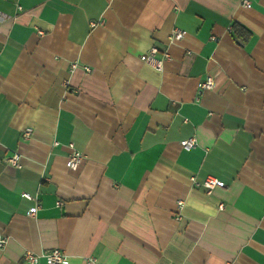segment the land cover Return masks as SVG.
Masks as SVG:
<instances>
[{
	"label": "crops",
	"instance_id": "1",
	"mask_svg": "<svg viewBox=\"0 0 264 264\" xmlns=\"http://www.w3.org/2000/svg\"><path fill=\"white\" fill-rule=\"evenodd\" d=\"M242 1L0 0V264H264V0Z\"/></svg>",
	"mask_w": 264,
	"mask_h": 264
},
{
	"label": "built area",
	"instance_id": "2",
	"mask_svg": "<svg viewBox=\"0 0 264 264\" xmlns=\"http://www.w3.org/2000/svg\"><path fill=\"white\" fill-rule=\"evenodd\" d=\"M247 3H248L247 0L242 1L243 5H247ZM183 35H184V32L182 30H180L179 28H174L171 32L170 39L179 40L183 37ZM157 53H158L157 48L155 46H151L139 56V59L142 62L154 68L155 70L160 71L162 70L163 61L169 57V54L167 52H162V54L158 56ZM76 67H77V64L75 62L70 64V70H74ZM83 68L85 70H88V67H83ZM198 87H199V90L214 88L213 77L210 75H207L204 80L199 82ZM30 133H31V128H25L22 131V136L24 138H27L30 136ZM179 143L183 150H190L196 145V138L195 136H188L180 140ZM82 158H83V155L80 151L74 148H71L67 156V160H66L67 167L70 170H75L79 166ZM4 161H5V164L7 165L18 167L19 166V155L14 154L11 157L6 158ZM191 180L195 181L193 177H191ZM200 185L204 188L205 192L209 194L212 191V189H214L215 187H224L225 184L223 181L219 180L218 178L214 176H207L202 180ZM22 195L32 202L26 214L28 216H35L37 209L39 207L36 196L29 194V193H23ZM58 204H60V202H57V205ZM181 205H182V201L178 200L177 206L180 207ZM5 242H6L5 238L0 234V247H2L5 244ZM41 256L45 257L48 264H67L68 263L67 255L60 249H55L45 254H35L31 251L24 252V259L28 262H37V260Z\"/></svg>",
	"mask_w": 264,
	"mask_h": 264
}]
</instances>
